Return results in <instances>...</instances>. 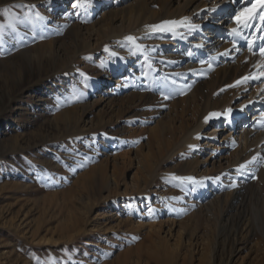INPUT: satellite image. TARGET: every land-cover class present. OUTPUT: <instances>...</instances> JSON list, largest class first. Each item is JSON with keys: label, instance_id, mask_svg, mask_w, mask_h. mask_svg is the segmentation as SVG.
Listing matches in <instances>:
<instances>
[{"label": "rangeland", "instance_id": "374dc122", "mask_svg": "<svg viewBox=\"0 0 264 264\" xmlns=\"http://www.w3.org/2000/svg\"><path fill=\"white\" fill-rule=\"evenodd\" d=\"M164 13L161 0H0V264H264V113L244 147L217 118L182 142L248 97L264 57H230L246 43L230 29L231 49L183 68L166 50L195 36L150 30Z\"/></svg>", "mask_w": 264, "mask_h": 264}, {"label": "bare ground", "instance_id": "6f19581e", "mask_svg": "<svg viewBox=\"0 0 264 264\" xmlns=\"http://www.w3.org/2000/svg\"><path fill=\"white\" fill-rule=\"evenodd\" d=\"M161 2L165 13L160 19H154L155 24L153 26L164 25L165 28L172 27L175 32L177 29H182V25H185L187 27L186 31L189 33L192 32L195 36L194 39H196V42H191L183 48L177 46L173 50H166L167 56H177L179 58L181 64L184 66L183 68H189L198 60L217 53H225L228 49H231L233 35L230 29H232L235 20L233 18L234 16L230 17V11L233 10L234 0H183L181 4L172 10H170V0H161ZM245 4L246 0L241 2L236 8V12L242 7H245ZM191 15L195 16V19L190 21ZM185 18L187 19L185 20ZM167 21H178L182 23L177 25H166L165 22ZM150 30H153V27H150ZM166 32H168V30H164L163 34ZM159 41H161L160 44H158L160 47L172 45L170 40L164 39ZM122 47L123 44H117V48L120 50ZM247 50V44L239 42L237 47L233 49L230 57L235 58L236 61L239 62L247 55ZM189 53H191V55H189ZM135 66L136 64H132L126 69V73L135 74ZM122 68L123 67H120L118 72H116V76L121 73ZM108 79L109 82L113 84L117 81L112 74H110ZM261 80V83L247 95L248 97L246 99L237 104L230 103L224 110L214 109L215 111L212 110L210 112L219 113V116L209 117L210 113L204 112L196 121L195 126L186 132L182 142L185 144L195 142L200 136L204 135L202 131L207 126L209 119L217 118L214 131L216 132L219 126L230 129L228 139L230 141H238V144L244 147L255 134V128L252 127V119L260 117L264 113V75H261ZM106 88L107 91L112 89L110 84H108ZM245 106L251 107L245 112L243 120L239 121L237 119L238 111ZM229 109H231L230 113L228 112ZM222 116L224 123L219 125L218 118ZM205 117H209L207 123H205Z\"/></svg>", "mask_w": 264, "mask_h": 264}, {"label": "snow or ice", "instance_id": "6c2138e0", "mask_svg": "<svg viewBox=\"0 0 264 264\" xmlns=\"http://www.w3.org/2000/svg\"><path fill=\"white\" fill-rule=\"evenodd\" d=\"M234 2L240 3L241 0H234ZM246 3L249 6L242 7L239 11L235 13L233 18L235 20V23L238 25V27L232 28L231 31L237 37H239L240 39L246 42L248 50L250 52H253L254 47H258L260 55L264 57V43L256 45L254 40L249 39L247 36L241 34L245 30H249L253 28L259 29L260 31L264 32V27H261V25L264 24V0H246ZM77 6H78L77 4L73 5V7H77ZM33 19L42 21L44 20V17L41 16L39 13H36ZM186 19L187 18H185V20ZM257 20H259L261 23H255V21ZM180 23L182 22H178V21L165 22L166 25H177ZM152 27H153V30H160V31L170 30V29H166L164 25H155ZM191 27H198V26H191ZM126 39L129 41H133V42L135 40V38L131 36L127 37ZM258 39L260 41H264V35H261L260 37H258ZM105 51H107V48L105 49ZM253 54H255V52H253ZM113 55H115V53H113ZM189 55H191V53H189ZM261 75H264V72H262ZM245 79H247V77H245ZM237 83H239V81ZM228 112L230 113L231 109H229ZM219 115H220L219 113H210L209 117L219 116ZM209 117H205V123L208 122ZM189 147H192V146L190 145ZM253 159H255V157ZM240 167L243 168L245 166L241 165ZM177 179L187 180V181L196 183L193 177H183V178H177ZM216 179H219V178L217 177ZM149 211H151V209H149Z\"/></svg>", "mask_w": 264, "mask_h": 264}]
</instances>
